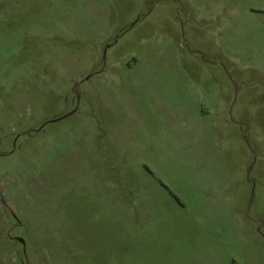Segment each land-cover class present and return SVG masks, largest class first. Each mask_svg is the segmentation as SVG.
<instances>
[{"label":"rangeland","instance_id":"obj_1","mask_svg":"<svg viewBox=\"0 0 264 264\" xmlns=\"http://www.w3.org/2000/svg\"><path fill=\"white\" fill-rule=\"evenodd\" d=\"M0 264H264V0H0Z\"/></svg>","mask_w":264,"mask_h":264}]
</instances>
